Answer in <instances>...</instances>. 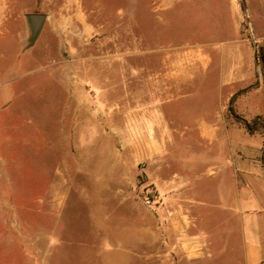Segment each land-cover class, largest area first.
<instances>
[{"label": "rangeland", "instance_id": "374dc122", "mask_svg": "<svg viewBox=\"0 0 264 264\" xmlns=\"http://www.w3.org/2000/svg\"><path fill=\"white\" fill-rule=\"evenodd\" d=\"M0 11L23 59L16 69V42L0 46V264H170L102 248L128 240L144 220L135 203L157 198L135 140L145 127L125 123L184 92L163 107L176 128L210 123L222 72L225 115L262 139V158L264 0H0ZM32 14L44 17L34 38ZM209 66L190 84L172 78ZM201 152L176 139L165 160L189 172ZM212 218L210 258L196 264H244L239 223Z\"/></svg>", "mask_w": 264, "mask_h": 264}, {"label": "crops", "instance_id": "0c3cea01", "mask_svg": "<svg viewBox=\"0 0 264 264\" xmlns=\"http://www.w3.org/2000/svg\"><path fill=\"white\" fill-rule=\"evenodd\" d=\"M14 38L10 32H0V46L5 48L7 39L12 41ZM15 42L17 49L21 45ZM15 52L17 55L18 49ZM16 57V69L20 70L23 59ZM220 58L222 61V55ZM208 72H211L210 66L207 70L174 71L172 78L180 86L186 81L190 84L197 76L201 78ZM226 79L221 72L219 80L212 86L216 106L214 120L210 123L202 121L197 127L176 128L180 124V115L177 111L170 113V108L166 112L163 107L187 92L157 105L147 103L140 109L141 117L139 113H131L127 118L125 125L145 127V132L138 134L135 140L147 142L141 158L147 162L146 180L157 192V198L152 207L135 203L137 210L144 212V220L137 219L139 228L135 233H128L126 241L104 238V252L131 256L141 251L146 260L162 254L170 264L176 260L177 264L199 263L211 255L210 233L204 232L202 226L220 212L226 220L230 218V221L239 223L242 229L239 236L245 239L241 248L243 263L259 264L264 260L262 139L225 115V108H229L226 102L231 97L225 86L232 82ZM176 139H193L203 148L193 162L199 168L184 172L172 169L166 163V149ZM219 142L221 146L213 148ZM138 160L140 157H136V164Z\"/></svg>", "mask_w": 264, "mask_h": 264}, {"label": "water", "instance_id": "95a60500", "mask_svg": "<svg viewBox=\"0 0 264 264\" xmlns=\"http://www.w3.org/2000/svg\"><path fill=\"white\" fill-rule=\"evenodd\" d=\"M28 19L32 30V37L34 38L41 28L44 17L40 14H32L28 16Z\"/></svg>", "mask_w": 264, "mask_h": 264}, {"label": "built area", "instance_id": "2783aa9c", "mask_svg": "<svg viewBox=\"0 0 264 264\" xmlns=\"http://www.w3.org/2000/svg\"><path fill=\"white\" fill-rule=\"evenodd\" d=\"M143 203L146 207H151V206H153L154 201L152 199H150L149 197H145Z\"/></svg>", "mask_w": 264, "mask_h": 264}, {"label": "trees", "instance_id": "16d2710c", "mask_svg": "<svg viewBox=\"0 0 264 264\" xmlns=\"http://www.w3.org/2000/svg\"><path fill=\"white\" fill-rule=\"evenodd\" d=\"M259 125H260V123H259ZM255 131H256V129H253V132H255ZM261 162H262L263 167H264V149H263V155H262V158H261Z\"/></svg>", "mask_w": 264, "mask_h": 264}]
</instances>
